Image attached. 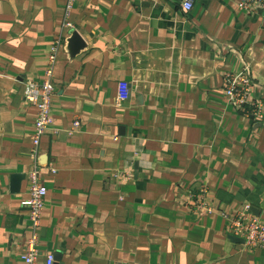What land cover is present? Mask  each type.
Returning <instances> with one entry per match:
<instances>
[{
	"label": "crops",
	"instance_id": "0c3cea01",
	"mask_svg": "<svg viewBox=\"0 0 264 264\" xmlns=\"http://www.w3.org/2000/svg\"><path fill=\"white\" fill-rule=\"evenodd\" d=\"M183 1L77 0L71 31L67 0H0V264H27L37 109L25 85L44 79L58 37L34 264H264L223 216L249 205L264 223V117L224 91L244 73L264 106V9ZM75 30L86 46L73 54ZM202 186L211 213L196 208Z\"/></svg>",
	"mask_w": 264,
	"mask_h": 264
},
{
	"label": "built area",
	"instance_id": "2783aa9c",
	"mask_svg": "<svg viewBox=\"0 0 264 264\" xmlns=\"http://www.w3.org/2000/svg\"><path fill=\"white\" fill-rule=\"evenodd\" d=\"M77 0H67L63 28L74 30V24L71 21L72 11ZM183 7L190 11L194 7L193 0H184ZM239 7L250 13L264 9V0H240ZM62 37H58L54 42L48 60V66L45 77L42 81L28 80L25 85V101L34 105L37 109L35 122V132L32 141V167L27 174L29 181V198L22 204L29 211V227L31 234L27 239L26 252L23 259L27 264H34L41 254L40 251V229L42 216L47 196V188L42 181V166L39 162L41 143L44 135L52 125V100L56 93L54 85V69L57 61L59 45ZM251 78L246 74L234 76L227 74L225 76L224 91L230 102L246 116L260 121L264 117L263 102L251 95ZM130 96L129 83L122 81L119 83L117 102L122 103ZM81 125L79 119L74 121L73 127L69 133H74ZM119 175V173H117ZM199 198L196 202V208L199 211L211 213L213 209L207 205L205 194L207 187L202 186L199 190ZM223 216L229 222L230 232L238 237L243 238L249 246L264 247V223L256 216L250 213V206L245 205L235 215L223 213ZM54 254L47 256V264H54ZM122 264V263H117Z\"/></svg>",
	"mask_w": 264,
	"mask_h": 264
},
{
	"label": "water",
	"instance_id": "95a60500",
	"mask_svg": "<svg viewBox=\"0 0 264 264\" xmlns=\"http://www.w3.org/2000/svg\"><path fill=\"white\" fill-rule=\"evenodd\" d=\"M85 46H86V43H85V40L83 39V37L81 36V34L76 30L73 31L71 39H70V47L72 48L73 54L78 53L80 50L85 48ZM21 178H22L21 175H15L13 177L14 181H16V183H17V187H15V190H18L19 181Z\"/></svg>",
	"mask_w": 264,
	"mask_h": 264
}]
</instances>
